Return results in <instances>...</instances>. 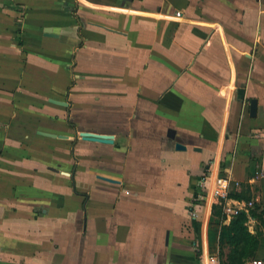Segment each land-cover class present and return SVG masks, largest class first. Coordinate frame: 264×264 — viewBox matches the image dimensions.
<instances>
[{"label": "crops", "instance_id": "obj_1", "mask_svg": "<svg viewBox=\"0 0 264 264\" xmlns=\"http://www.w3.org/2000/svg\"><path fill=\"white\" fill-rule=\"evenodd\" d=\"M175 2L0 0V264L225 259L231 219L203 175L253 203L264 264V0H197L180 17ZM14 49L18 87L52 90L11 125Z\"/></svg>", "mask_w": 264, "mask_h": 264}, {"label": "rangeland", "instance_id": "obj_2", "mask_svg": "<svg viewBox=\"0 0 264 264\" xmlns=\"http://www.w3.org/2000/svg\"><path fill=\"white\" fill-rule=\"evenodd\" d=\"M193 3L194 5L197 3V0H176V2L172 5H169L166 7V12L167 13H171V14H175L177 10L179 11H183L185 10V5L186 3ZM152 10H156L155 8V4H152ZM115 18L118 17V15H113ZM154 25V22L152 20V27ZM46 36H52L51 35V29L47 28L45 29V32ZM15 46H21L22 45V42L19 38H16L14 39L13 43ZM8 60H11L12 63L14 64V68L16 69L15 73H16V80L18 77L21 76L20 74V68L23 67V68H27V65L26 63H28L27 61V57H26V54H20L18 50L14 49V50H10L6 53ZM40 59V56H35L34 54L33 55H29V61L30 63L33 62V63H36ZM23 65V66H22ZM31 65V64H30ZM42 71H38V73H41ZM36 71H35V75H36ZM28 77H34L33 75L32 76H29ZM38 77V76H37ZM10 88V91L13 95V101L11 102V107H12V110H13V113H15L12 117L13 119L11 120L12 121V124L13 125V121H17V122H21V120L25 123H27V119L26 120H23V118H27V116L25 114H22L20 112H22V109L25 111L24 113H26L28 115V117H31L33 119H36V115H37V107L39 106L40 104V96L42 94H48L49 90H52V88L48 87V88H45V87H40V86H35V85H28L24 88H19L18 87V80L15 81L12 86L9 87ZM4 90V89H2ZM55 89H53L54 91ZM2 96V95H0ZM21 96V97H20ZM22 98V99H21ZM29 98V99H27ZM51 103H53L52 101H50ZM17 107H20L21 109H18ZM23 117V118H21ZM20 125V124H19ZM8 126V123L7 125H3V123L0 121V131H7V127ZM34 126H23L24 128V131H25V134H32L35 132V127L33 128ZM24 168V166H18V167H12L11 169L9 170H13V171H20V169ZM1 169H4V167H2ZM34 169V168H32ZM11 172V174H16L15 172ZM205 173V172H204ZM201 192H204V189H200ZM206 192V191H205ZM202 195H204L202 193ZM208 212H209V206H207L206 208V216L208 215ZM191 217V215H190ZM191 219H189V224H191ZM194 233V232H193ZM192 233V234H193ZM194 236V235H193ZM195 239V238H194ZM193 239V240H194ZM196 253V252H195ZM198 253V252H197ZM223 259V258H222ZM201 264V263H200Z\"/></svg>", "mask_w": 264, "mask_h": 264}, {"label": "built area", "instance_id": "obj_3", "mask_svg": "<svg viewBox=\"0 0 264 264\" xmlns=\"http://www.w3.org/2000/svg\"><path fill=\"white\" fill-rule=\"evenodd\" d=\"M119 1H142V0H119ZM165 1V0H162ZM180 12L176 13V17H180ZM258 176V174H256ZM200 188L204 189L211 197L214 204H218L222 207V215L226 219H232L233 217L241 214L248 213L253 208L251 201L245 202L235 198V189L239 183L231 180L228 176L218 175L210 181V176L203 175L200 179ZM193 219H196V214H191ZM201 264H219V260L216 255L206 254L203 258H200ZM247 264H263L261 260L253 259Z\"/></svg>", "mask_w": 264, "mask_h": 264}, {"label": "trees", "instance_id": "obj_4", "mask_svg": "<svg viewBox=\"0 0 264 264\" xmlns=\"http://www.w3.org/2000/svg\"><path fill=\"white\" fill-rule=\"evenodd\" d=\"M221 206L213 205L212 213L219 214ZM264 216V210L260 212ZM258 217L255 209L248 213H241L230 220L226 228L227 247L229 249L225 259H220L219 264H247L255 258L259 246V234H252L248 229L249 219ZM222 257V256H221Z\"/></svg>", "mask_w": 264, "mask_h": 264}, {"label": "water", "instance_id": "obj_5", "mask_svg": "<svg viewBox=\"0 0 264 264\" xmlns=\"http://www.w3.org/2000/svg\"><path fill=\"white\" fill-rule=\"evenodd\" d=\"M64 105H66V104H64ZM254 106H255V103H252V107H251L252 114L254 113V109H255ZM168 136L172 138L173 137V132L172 131H169ZM82 138H83V140L105 141L107 143H111V140L109 138H107V137H97V136H94V135L83 134L82 135ZM175 149L178 150V151H183L185 148L183 146H181L180 144H176L175 145ZM50 169L52 171H54V172H58L54 168H50ZM61 173L64 174V175H67V176L69 175L68 173H64V172H61ZM165 243L166 244L168 243V234L166 235V241H165Z\"/></svg>", "mask_w": 264, "mask_h": 264}]
</instances>
